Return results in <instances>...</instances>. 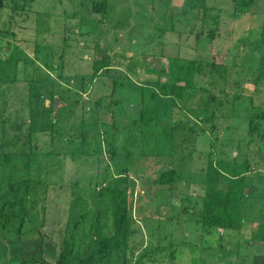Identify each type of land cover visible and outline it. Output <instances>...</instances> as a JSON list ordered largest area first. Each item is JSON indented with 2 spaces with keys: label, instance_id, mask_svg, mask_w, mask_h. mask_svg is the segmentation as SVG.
I'll list each match as a JSON object with an SVG mask.
<instances>
[{
  "label": "rangeland",
  "instance_id": "rangeland-1",
  "mask_svg": "<svg viewBox=\"0 0 264 264\" xmlns=\"http://www.w3.org/2000/svg\"><path fill=\"white\" fill-rule=\"evenodd\" d=\"M72 1L4 0L0 9V60L7 62L0 63V148L23 155L5 172L15 180L41 175L48 184L40 195L29 190L26 198L34 208L27 212L4 206L0 264L34 258L55 263L67 242L76 264H84L78 255L91 254L97 225L105 234L114 231L115 192L127 193L136 232L103 256V264H264V242H247L264 220V46L258 43L264 0L244 7L236 5L244 0ZM97 2L107 11H95ZM109 55L123 60L115 78L145 84L146 94L131 95L132 84L122 88L116 97L126 102L114 109L123 110L106 114L112 133L91 125L97 119L93 99L112 87H92L89 93L82 87L94 59ZM169 57L205 65L193 109L152 97L145 82L159 77L146 72L147 65L168 69ZM145 106L158 115L149 127L141 116ZM162 128L171 131L170 138ZM33 152V166H41L31 174L22 166ZM221 158L252 161L255 189L245 206L247 220L239 232L200 235L188 214L179 216L181 195L202 192L200 170ZM166 168L181 169L184 177L172 194L156 183ZM8 187L6 180L2 193ZM13 211L17 216L8 224ZM142 255L144 262L137 263Z\"/></svg>",
  "mask_w": 264,
  "mask_h": 264
},
{
  "label": "trees",
  "instance_id": "trees-1",
  "mask_svg": "<svg viewBox=\"0 0 264 264\" xmlns=\"http://www.w3.org/2000/svg\"><path fill=\"white\" fill-rule=\"evenodd\" d=\"M70 2L73 3L72 0H70ZM71 3L69 5H71ZM247 4H249V0H244L241 3H239V1L236 2V5H239L240 7H244ZM93 7L95 11L99 9L107 11L106 7L103 6L102 3L97 2ZM64 12L68 13V10L65 8ZM83 21L85 22L87 20L83 17ZM96 22L98 21H92V25L94 27V24ZM258 43L264 46V20L261 30V38ZM127 55L129 56L128 52ZM122 61L123 60L121 59H119V61H114V59L110 55L108 59H94L92 74L87 76L84 75L82 77V87L86 93H89L92 87L96 88L97 91L98 89H105V87L108 86L112 87L109 90V93L101 95L100 97L97 96L95 99H93L97 117L96 120L94 119V121L91 122V125L93 127L100 126L103 128L104 126V129L107 130L108 122L106 121V114L113 113L114 116H117L118 111L121 112L123 110L121 109L117 111L116 109H114V106L115 108H119V106L125 101L123 97H116L117 94L121 92L122 88H127L129 84H132L129 85L131 95L136 97L140 95L142 99L146 96V94L143 92V87L145 84L141 83L138 86L136 85V83L133 84L129 81H126V85L124 82L119 81L118 78H115L116 75L113 73L117 72L116 68H119L117 66L118 64H121ZM0 63L7 64V62L1 60ZM169 63L170 65L168 69L166 67L158 69L151 64H148L145 68L146 72H153L159 75L157 79H145L147 86H149L152 90V97L155 96L156 98L157 96H159L161 98H166L168 99V102L172 104V107L175 104H180V106L183 108L193 109V105H191L192 101L194 98H196V94L198 91L197 88L201 86L197 85L198 78L202 77L203 72L205 71V65H201V63L196 59L181 61L177 57H169ZM208 66L209 63L207 64V67ZM212 66L218 67L219 71H221L219 68V66L221 65H217L216 62H212ZM225 68V72H221L224 78H226V71H228L227 67ZM160 75H165L166 80H162ZM202 89L204 91L206 90V88ZM0 90L2 92L4 89L2 88ZM139 102L142 103L140 99ZM4 104L5 103L0 104V110L5 107ZM140 110L141 116L143 118L142 121L145 127L153 125L150 124L153 123L150 121L155 119L157 120L158 115L156 111L146 106L143 108L141 107ZM1 116L2 113L0 112V117ZM155 125L156 127H158V124ZM174 126H177V124ZM251 130H258L260 132L262 129L259 130L258 127H255ZM108 132L112 133L109 129ZM160 133L164 134L168 138H170L171 136V131L165 130L164 128L160 130ZM144 152V155H146V151ZM20 156L23 155H21L19 151H7L4 148H2V150L0 148V162L3 163L2 171H0V219L3 216L5 205H7L8 207L18 206L19 209L23 210V212H27L28 207L32 209L33 205H30L29 197L26 198L29 190L35 188L36 191L34 192L37 195H40L42 193L41 190H43V193L47 192L48 184L44 182V179L41 177V175H36L37 179L35 180L26 179L22 176L17 177V179L15 180L12 175L14 173H11L9 175L7 172H5L9 171L12 166H17V162ZM27 156L32 160L29 161L26 165L22 166V170H30L31 174H33L34 171L32 170H37L41 166H33V161L37 160L38 154L33 152L27 154L26 157ZM251 162L252 161L250 159H246L245 161L228 158H221L217 160L212 159L210 162H208V166L204 170H200L203 172L202 174L205 175V178L202 177L203 182L201 189L203 191L197 194L181 195L183 211L179 216H182L183 213L188 214L187 220L195 221V223L197 224V232L200 233V235L209 234L212 230H219L221 233H225L227 231H241L245 226V220H247L244 213L245 206L247 200L251 198L252 190L255 189L253 188L251 190L250 186V181H253V175L251 174V167H253V165ZM181 171V169L179 170L176 168H166L162 170L159 174L158 182H156L157 186L159 188H166L168 192L172 194L173 185H175L177 181L184 179ZM100 175L101 173L96 172L97 178H99ZM6 180L8 181L9 187L5 193H2L3 186L6 183ZM103 190L104 189L101 190V194H104ZM34 192L32 193L35 194ZM115 193L116 194L114 199L110 201L111 212L114 218V231L112 233L105 234L104 232H102L101 227L97 225V230L95 232V234L97 235V240L94 242V246L88 248V253L91 254L88 256L86 255V257H84V254H79L78 256L82 260V262L80 263L103 264L101 262V258L103 256L108 255V253L112 249L119 247V244L121 243L126 245L130 235L136 232V228L133 226L134 218L132 217L133 215L131 213V209L128 206L127 193ZM41 200L42 199H37V203H40L39 201ZM16 216L17 213L15 211H13L9 215V217L7 216V220L9 221L8 224L11 223L12 219ZM176 216H178V214ZM179 219L186 220L185 214L183 218L179 217ZM24 222L25 218H23V224ZM23 224H20L18 230L19 234L22 231ZM221 235L223 236V234ZM251 241H264V220L259 221L258 225H256L255 228H252L251 235L247 238V242L250 243ZM69 244V242L66 243V246H64V249L61 252L58 261L55 263L48 259L34 258L32 259V261L26 262L24 264H76L78 259L77 255L73 254L74 246L71 249V246ZM222 247H225V245ZM143 258L144 257L142 255L139 259H137V263L144 262Z\"/></svg>",
  "mask_w": 264,
  "mask_h": 264
},
{
  "label": "water",
  "instance_id": "water-1",
  "mask_svg": "<svg viewBox=\"0 0 264 264\" xmlns=\"http://www.w3.org/2000/svg\"><path fill=\"white\" fill-rule=\"evenodd\" d=\"M4 6V0H0V8Z\"/></svg>",
  "mask_w": 264,
  "mask_h": 264
},
{
  "label": "crops",
  "instance_id": "crops-1",
  "mask_svg": "<svg viewBox=\"0 0 264 264\" xmlns=\"http://www.w3.org/2000/svg\"><path fill=\"white\" fill-rule=\"evenodd\" d=\"M260 242H262V243H263L264 241H260Z\"/></svg>",
  "mask_w": 264,
  "mask_h": 264
}]
</instances>
